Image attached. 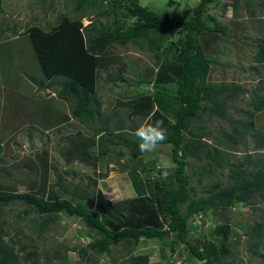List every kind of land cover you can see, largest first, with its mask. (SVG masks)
Returning a JSON list of instances; mask_svg holds the SVG:
<instances>
[{
	"label": "trees",
	"instance_id": "1",
	"mask_svg": "<svg viewBox=\"0 0 264 264\" xmlns=\"http://www.w3.org/2000/svg\"><path fill=\"white\" fill-rule=\"evenodd\" d=\"M260 1L258 4L253 1L252 5L264 13V0ZM103 4L104 8L99 9ZM4 5L5 0H0V17L4 14ZM246 5L247 20L256 29L252 22L258 17L256 11ZM215 7H219V14L211 12ZM229 8L235 17L224 23L220 18ZM85 9L94 10L96 19L112 18V21L107 25L84 27L81 19L85 17ZM76 11L80 12L76 18H59L52 32L33 25L21 33V25L12 20L13 24L4 29L10 35L5 36L0 29V46L5 54L9 44L10 47L13 42L20 44L23 61L28 65L24 73L28 81L15 86L17 96H25L20 90L30 92L31 85L54 94L45 99L53 103L47 110L40 106L45 103L43 100L30 97L28 110L32 113L24 110L20 100L17 103L22 109L17 111H26L24 118L32 125L40 119L47 127L60 128L71 118L89 128L86 133L76 132L67 137L68 144L63 150L66 164L77 161L95 168L106 158L111 163L110 152L118 147L116 164L121 172H127L135 195L115 203H100L98 209H94L93 192L72 189L60 183L61 177L57 183L48 185L53 168L43 150L23 163L31 175L25 183L26 191L18 192L14 185L4 184V181L0 184V264L66 263L67 252L71 249L64 247L62 250V245L58 244L49 253L42 252L40 246L44 235L50 232V226L62 213L77 218L92 235L87 247L77 251L81 263L96 264L98 257H108L111 246L121 241L124 256L119 262L112 260L109 264H149V255L135 253L136 247L142 240H159L164 247L168 246L171 254L182 248L192 264H230L227 258L235 243L229 222L232 209L237 206L254 209L257 201H264V155L247 154L250 150L244 143L248 137L252 140L253 153L264 144V77L261 70L264 66V28L256 29L261 36L254 57L257 64L254 77L258 80L254 87L246 89L236 82L210 79L214 48L228 41L229 33L236 36L249 31L239 16V0H199L187 20L166 11L152 10L141 5L140 0H76ZM128 20L133 24L127 26ZM173 28L176 29L174 33ZM128 44L151 54L156 72L149 80L141 71L137 73L136 88L147 84L152 89L150 92L139 90L133 97L119 100L118 104L125 106L134 119L149 123L164 121L167 139L159 145L170 147L174 168L160 166L155 169V162L142 161L144 153L140 152V141L135 136L139 124L132 122L127 128L121 120L112 121L110 116L103 114L97 85L109 61L108 50L115 45L125 47ZM104 80L116 84L125 78L119 69L114 74L105 73ZM245 94L249 95L245 108L247 117L235 119L229 109L238 100L242 101ZM65 105L68 114L62 111ZM212 118L228 126L220 132V137H211L205 127L194 124ZM240 147L247 155L236 159L235 153ZM123 149L129 152L127 163L120 162ZM191 162L201 164V180L203 175L226 171L227 181L213 183L204 190L203 196L194 197L189 175ZM250 164L253 165L250 167ZM166 170L169 175L164 179ZM0 171L11 175L4 165L0 166ZM101 175L103 178L106 173ZM91 183L96 185L94 179ZM11 206L22 208L18 218L26 221L24 229H28L30 236L23 234L19 224L18 229L8 225L5 209ZM209 215L217 220L213 227L207 228ZM192 231L197 235L194 243L188 240ZM263 236L264 204L263 215L251 226L249 249L260 251Z\"/></svg>",
	"mask_w": 264,
	"mask_h": 264
},
{
	"label": "rangeland",
	"instance_id": "2",
	"mask_svg": "<svg viewBox=\"0 0 264 264\" xmlns=\"http://www.w3.org/2000/svg\"><path fill=\"white\" fill-rule=\"evenodd\" d=\"M198 1L140 0V4L152 10L166 11L174 17L187 20L192 16L193 9L198 4ZM253 1L257 4L261 3L260 0H239V16L244 20L243 24L248 27L249 31L240 32L236 36L229 33L228 41H223L214 48L215 51L211 53L212 57H214L211 58V80L216 82H236L237 84L243 85L246 89H251L256 85L258 79L254 77V67L257 64L254 62V57L258 50V39L261 38L259 32H256V29H259L260 26L264 28V13H260V8L252 5ZM246 4L251 5L258 16L252 21L256 29H253L252 24L247 20L248 9L245 7L247 6ZM104 6L105 4L99 5L98 8L102 9ZM211 12L219 14V7H215ZM78 13L80 14V12L76 11V0H5L4 14L2 16L5 18L2 20V17H0V29L4 31L6 27H10L13 24L10 20L21 25L19 27L21 33L33 24L47 29L56 24L59 18H76L77 15L79 16ZM83 14L85 17L81 19V23L84 27L107 25L108 22L112 21V18L108 20L106 18H94V10L92 9H85ZM234 17L231 8H229L226 15L220 19L225 23ZM132 24L133 21L128 20L127 26ZM174 32H176L175 28H173ZM3 33L5 36L10 35L8 31H4ZM19 45L13 42V45L10 47L9 44L6 54L5 50L0 46V83H7L0 85V147L2 149L0 161H5L3 164L0 162V166L4 165L11 172V175L9 174L10 176H7L0 171V184L4 181V184L14 185L18 192L26 191L27 186L25 183L30 180L31 175L24 169L23 163L29 159H34L35 155L46 150L48 160L53 168L49 173L48 185L57 183L59 177H61L60 183H65L72 189L77 187L82 190H87L88 193L93 192L94 209H98L100 203H115L134 197L135 194L130 186L127 172H121V167L116 164L118 147H114L110 152V156L113 157L111 163L106 158V161L105 159L102 161L104 162L103 164H98L95 168L90 165L78 163L77 161L66 164L63 157V150L66 148V144H68L67 137L76 132L86 133V126L68 119L61 125L63 127L59 128L61 130L58 131L57 126V128L47 127V124L44 121L41 122L40 119L38 120L40 124L36 122L32 125V122L29 124L26 117L24 118V114L26 113L24 110L29 109L30 97L38 98L45 102L46 98L53 97L54 94L50 90H40L36 85H31L33 87L30 90L31 93H25V91L20 90L22 95L25 96H17L15 86L22 84L23 81H28L27 76L24 74L27 71L26 66L28 65L23 61L21 47L19 48ZM108 53L109 56L107 58H109V61L106 63L107 67L105 72L101 74L97 85V95L101 100L103 114L110 116L112 121L121 120L127 128L131 126L132 122H136L140 127L145 120L132 118L129 115L128 109L123 105H119L118 101L133 97L139 90L150 92L152 89L151 85L146 84L142 85V88H136L138 81L137 73L141 71L145 79L148 80L154 78L156 72L155 60L151 54L146 53L132 44H128L125 47L115 45L108 50ZM263 67H261V70L262 76L264 77ZM119 69H121V75L125 78V81L111 84L104 80L105 73L114 74ZM10 83L14 86L12 87ZM17 100H20L22 103L19 102V104L21 103L25 107L20 113H18L17 109L22 108H20L21 104L18 105ZM243 100H238L229 109L230 115L235 119H245L247 117L245 108L246 102L249 100V95L245 94ZM50 102L52 101L40 103L41 108L47 110L48 105L53 107V103L51 104ZM28 111L32 113L30 110ZM62 111L68 114L67 106ZM205 118L206 116L203 119ZM194 124L195 126L205 127L210 131L211 137H220V132L228 129L225 123L220 122L216 118L207 119L206 121L203 120L202 123L195 122ZM244 143H246L250 150L247 154L264 155V144L258 151H254L253 153L252 140L248 137L244 140ZM123 150L124 155L120 157V162L127 163L129 152L126 149ZM169 153V146L158 145L155 151L146 152L141 158L142 161L148 164L155 162L154 166L156 169L167 162H171ZM247 154L240 147L239 152L235 153V158H244ZM106 163H108V166L104 165ZM101 165L104 166L102 167ZM200 167L201 164L191 162V168L189 169L190 183L194 189V197L203 196L204 190L213 183H225L227 181L226 171L224 174L215 171L213 175H203L201 180L199 176ZM102 173H106L107 177L104 176L102 178ZM92 179L95 180L96 185L91 183ZM263 204L264 201L262 200L256 202L255 206L257 208L254 207V209L249 206L241 208L237 206L232 209L229 215V222L232 227V232L235 235V243L231 249V255L227 258V261L231 262L230 264H264V236L261 240V249L258 252L249 249L248 238L251 226L263 215ZM21 210L22 208L19 206H11L5 209L8 225L18 229L17 224H19L23 234L30 236V233L27 232L28 229H24L27 224L26 221L18 218V212ZM208 220L207 228L213 227L214 220L217 219L215 216L209 215ZM196 236L194 231H192L188 235V240L192 243L197 242ZM91 237L92 235H89L77 218L62 213L58 216L57 221L50 226V232L44 235L43 243L40 244L41 251L51 253L53 248L61 244L62 250L64 247H67L71 251L67 252V262L59 264H86L89 262H80L77 251L87 247V243L90 242ZM231 241L233 242V240ZM236 242L238 243L237 245ZM123 248V242H115L111 246L110 255L108 257H98L96 264H109L112 260L113 262L114 260L119 262L121 257L124 256ZM135 251V253L148 254L150 258L149 264H192L191 258H188V254L182 248L178 249L176 253L171 254L168 246L164 247L163 243L159 240H142ZM89 254L91 255V253ZM53 264H56V262L54 261Z\"/></svg>",
	"mask_w": 264,
	"mask_h": 264
},
{
	"label": "clouds",
	"instance_id": "3",
	"mask_svg": "<svg viewBox=\"0 0 264 264\" xmlns=\"http://www.w3.org/2000/svg\"><path fill=\"white\" fill-rule=\"evenodd\" d=\"M149 119H151L149 117ZM135 136L139 139L138 145L141 153L153 152L157 149L158 145L167 139V129L164 127L163 120H156L154 123H149L147 120L135 131ZM165 169L174 168L175 165L167 162L163 165ZM107 173V172H106ZM104 174V173H103ZM169 175L166 170L163 173L164 179ZM107 177V175L105 176ZM88 239L87 237H84Z\"/></svg>",
	"mask_w": 264,
	"mask_h": 264
},
{
	"label": "crops",
	"instance_id": "4",
	"mask_svg": "<svg viewBox=\"0 0 264 264\" xmlns=\"http://www.w3.org/2000/svg\"><path fill=\"white\" fill-rule=\"evenodd\" d=\"M63 18H65V17H62L61 19H63ZM33 25H37V24H33ZM33 25H31V26H33ZM54 27H56V24H54L53 26H51V27H49V28H42L44 31H49V32H52V31H54L53 30V28ZM39 28H41V27H39ZM38 81V80H37ZM38 87V86H37ZM42 90H46V89H42ZM53 94V93H52ZM97 97L99 98V96L97 95ZM99 100H100V98H99ZM100 103H101V100H100ZM102 105V104H101ZM71 119V118H70ZM72 121H75V120H73V119H71ZM77 122V121H76ZM78 123V122H77ZM78 124H80V123H78ZM82 125V124H81ZM66 126V125H65ZM63 126H61L60 128H62ZM87 128V130H89V128L88 127H86ZM58 131H60L61 129H57ZM66 138V137H65ZM260 149V148H259ZM253 164H250V167L252 166Z\"/></svg>",
	"mask_w": 264,
	"mask_h": 264
}]
</instances>
